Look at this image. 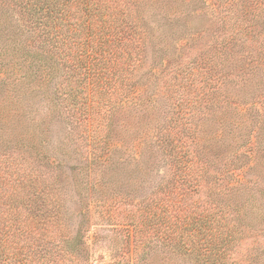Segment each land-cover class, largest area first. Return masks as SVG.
I'll return each mask as SVG.
<instances>
[{
	"label": "trees",
	"instance_id": "trees-1",
	"mask_svg": "<svg viewBox=\"0 0 264 264\" xmlns=\"http://www.w3.org/2000/svg\"><path fill=\"white\" fill-rule=\"evenodd\" d=\"M0 264H264V0H0Z\"/></svg>",
	"mask_w": 264,
	"mask_h": 264
},
{
	"label": "rangeland",
	"instance_id": "rangeland-1",
	"mask_svg": "<svg viewBox=\"0 0 264 264\" xmlns=\"http://www.w3.org/2000/svg\"><path fill=\"white\" fill-rule=\"evenodd\" d=\"M205 25L206 24V26H209V23H207L203 18H202V16L201 17H197V18H195V17H192V18H190V20H188V25L190 26V27H195V26H199V25ZM199 46L200 47H202V40L199 42ZM194 94L192 93L191 94V97L193 96ZM201 97H202V95H200ZM61 128H62V126H61V124H59V126H57L56 128H55V138H58V137H61L62 136V131H61Z\"/></svg>",
	"mask_w": 264,
	"mask_h": 264
}]
</instances>
